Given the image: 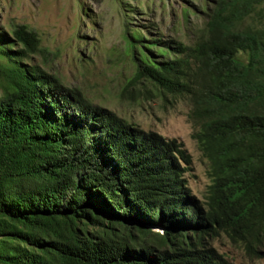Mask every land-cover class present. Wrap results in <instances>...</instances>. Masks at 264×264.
<instances>
[{
    "label": "trees",
    "instance_id": "obj_1",
    "mask_svg": "<svg viewBox=\"0 0 264 264\" xmlns=\"http://www.w3.org/2000/svg\"><path fill=\"white\" fill-rule=\"evenodd\" d=\"M263 4L206 0L193 44L126 36L132 82L191 107L203 202L182 142L26 64L28 27L0 33V264H228L209 243L221 233L263 258L264 27L245 24Z\"/></svg>",
    "mask_w": 264,
    "mask_h": 264
},
{
    "label": "rangeland",
    "instance_id": "obj_2",
    "mask_svg": "<svg viewBox=\"0 0 264 264\" xmlns=\"http://www.w3.org/2000/svg\"><path fill=\"white\" fill-rule=\"evenodd\" d=\"M205 1L0 0V33L12 36L20 26L28 27L36 35L38 47L26 64L42 66L93 104L142 129L182 142L192 156L184 178L203 202L211 184L209 162L193 138L191 107L187 101L161 95L148 82H132L135 70L126 36L137 30L147 43L176 40L193 44L204 25ZM216 1L207 0L212 6ZM245 24L264 27V4ZM209 243L228 264H264V257L248 256L225 234Z\"/></svg>",
    "mask_w": 264,
    "mask_h": 264
}]
</instances>
